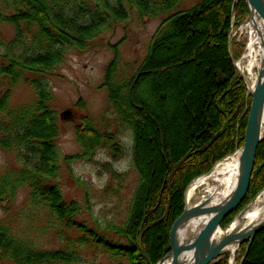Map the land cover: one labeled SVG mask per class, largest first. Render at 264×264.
<instances>
[{
	"label": "trees",
	"instance_id": "trees-1",
	"mask_svg": "<svg viewBox=\"0 0 264 264\" xmlns=\"http://www.w3.org/2000/svg\"><path fill=\"white\" fill-rule=\"evenodd\" d=\"M188 1L3 0L11 14H0V19L14 25L15 37L9 43L0 44L7 50L2 57L8 61V65L1 67L0 74L10 77L13 84H18L27 72L44 76L54 71L70 49L87 50L94 38L113 31L120 22L127 20L132 8L141 17L156 18L167 14L136 76L123 83L116 82L118 51L106 74L110 101L122 123L133 130V164L141 175V182L134 195L129 222L120 233L126 244H115L103 237L93 239V243L116 250L117 255L122 251L130 264H157L167 256L171 251V229L183 213L187 187L196 178L210 173L218 162L236 153L244 144L252 97L247 81L235 66L244 45L237 46L231 39V32L249 16L247 0H196L194 5L186 6ZM181 36L189 42L187 52H181L167 62L185 60L186 63L177 66H188L184 70L187 75L184 73L181 79L186 81L184 88L192 86L195 89L199 82L207 81L209 86L203 88L209 90L211 100L209 105H198L200 114L192 122L194 130L187 131L183 146L186 148L175 152L178 145L174 148L167 142L165 126L162 123L156 125V120H162L178 127L175 125V103L171 104L165 96L170 91L169 85L153 82L157 93L150 91L146 101L141 99L139 91L151 74L147 72L150 67L166 65V62L156 61L157 54L170 45L171 39ZM204 38L217 41V44L211 41L205 45L213 56L209 61H203L206 53L199 54V48L194 47ZM191 40L196 42L191 43ZM216 53L220 58L214 57ZM31 84L37 96L34 102L14 106L10 104L9 92L0 97V150L14 153L19 165L15 170L0 173V201L13 199L18 189L28 187L30 206L48 212L59 223L81 228L83 223L75 218L79 211L77 203L67 202L56 182L61 154L57 145L59 120L51 106L53 95L44 78L35 79ZM156 96L160 111L156 109V103H152ZM186 99L185 102L177 100L179 107L188 105L187 101L195 100V96L191 93ZM150 104L153 105V118L147 113L146 107ZM86 121L83 120L82 128H78V136L83 155L90 156L101 138ZM150 146L155 151L153 171L142 165L143 151ZM263 190L264 136L257 149L249 192L222 221V227H226L232 217ZM263 244L264 230L251 243L241 246V254L235 260L238 264H264V256H259ZM78 256L67 250H38L14 235L8 226L0 225L2 261L72 264L79 261ZM211 264H229V254Z\"/></svg>",
	"mask_w": 264,
	"mask_h": 264
},
{
	"label": "rangeland",
	"instance_id": "rangeland-1",
	"mask_svg": "<svg viewBox=\"0 0 264 264\" xmlns=\"http://www.w3.org/2000/svg\"><path fill=\"white\" fill-rule=\"evenodd\" d=\"M153 1L160 2L161 0ZM195 2L196 0H189L185 5L191 6ZM0 14H11L3 0H0ZM129 15V18L120 22L113 31L103 32L94 38L87 50L70 49L56 69L44 76L27 72L18 84H13L10 77L0 74V97L9 92L10 104L14 106L36 101V91L31 84L35 79L44 78L48 85L53 95L51 106L57 113L60 131L57 138L61 154L60 172L56 182L62 190L65 200L77 203L79 211L75 218L79 223H83V227L59 223L54 218L52 219L48 212L39 211L30 206L28 187L18 189L13 199L0 201V225L8 226L14 235L38 250H67L77 253L79 261L72 264H130L122 251L117 255L118 251H111L103 245L93 243V239L103 237L115 244L119 242L126 244V240L120 236V233L121 229L126 227L129 222L134 195L141 182V175L133 164V130L122 123L120 114L110 101V89L105 84L106 74L109 65L116 58V51H118L116 82L123 83L136 76L167 14L156 18L141 17L137 10L132 8ZM249 21L250 12L247 19L233 27L231 32L233 42L237 46L244 45L239 65L241 72L247 64V61H243L242 57L247 54L249 31L244 27ZM14 37V25L0 19V44L9 43ZM171 40L170 45L164 46L155 58L157 62H166V65L150 67L147 72L151 74L148 75V79L139 92L141 99L146 101L150 91L153 94L157 93L153 82L159 81L160 84L169 85L170 91L166 92L165 96L168 97L171 104L175 103L177 108L175 125L177 124L178 127L170 126L162 120H156V125L159 126V123H162L165 126L167 142L174 148H176V144L178 145L175 149L176 152L185 150L186 147L183 146L188 132L194 130L192 122H195L200 114L198 105H209L211 93L203 88L209 86L207 81L199 82L195 89L192 86L184 88L186 81L181 79L188 66H177L186 63V61H167L181 52L185 54L189 42H186L182 36ZM211 41L204 38L197 42L195 40L196 43L191 42L195 43V48H199V54L206 53L203 61H209L213 57L210 52H207L205 46ZM213 43L217 44V41ZM175 44H177L176 47ZM5 54H7V50L4 45H1L0 70L3 65H8V61L2 57ZM214 57L220 58V55L216 53ZM257 62L252 65L250 76L248 73L242 72L249 90L250 77L253 74L255 76L258 74ZM166 70L167 72L164 73ZM185 74L187 75V73ZM192 77L195 78V75L192 74ZM191 93L195 96V100L187 101L188 105L186 103L185 106L179 107L177 100L185 102ZM208 93L210 94L208 95ZM153 100V105L156 103V109L160 111L161 107L157 105V96ZM153 105L150 104V107H146L147 113L152 118L154 117L151 111ZM85 119L101 138L98 147L90 156L83 155L84 149L78 136V128H82L81 125ZM238 151L240 152L241 149ZM143 152L142 165L153 171L152 159L155 153L153 146ZM18 166L14 153L0 150L1 174L15 170ZM199 192H201L200 189L197 193ZM200 200V197L194 198L193 204ZM159 204L162 206L161 202ZM241 211L232 217V221L228 225L237 219ZM226 227L221 225L223 229ZM240 254L241 251L238 250L235 259ZM259 256H264V244ZM0 264L14 263L0 260ZM234 264H238V262L235 260Z\"/></svg>",
	"mask_w": 264,
	"mask_h": 264
},
{
	"label": "water",
	"instance_id": "water-1",
	"mask_svg": "<svg viewBox=\"0 0 264 264\" xmlns=\"http://www.w3.org/2000/svg\"><path fill=\"white\" fill-rule=\"evenodd\" d=\"M251 1L264 17V0ZM250 94L252 105L249 112L244 144L240 151V175L235 189L219 203L212 204V198L208 197L193 204V199L201 195L199 193L190 200L187 198L188 190L194 180L186 189L183 213L177 218L171 229V251L157 264H162L169 257L172 260V264H211L228 253H230V264H232L234 255L230 251V248L236 247L239 249L243 244L251 243L254 237L264 230V221L254 226H241L230 232H228L229 228L235 221L228 225V227L221 228L222 221L241 204L248 194L257 149L264 134V48L262 50L256 85L254 90L250 91ZM254 200L238 214V220L243 218ZM206 216H212L206 236L198 239L194 245H191L192 242L187 243L186 247L183 248L181 245L183 230L193 220ZM190 254L193 255L192 258H190Z\"/></svg>",
	"mask_w": 264,
	"mask_h": 264
},
{
	"label": "bare ground",
	"instance_id": "bare-ground-1",
	"mask_svg": "<svg viewBox=\"0 0 264 264\" xmlns=\"http://www.w3.org/2000/svg\"><path fill=\"white\" fill-rule=\"evenodd\" d=\"M248 5H250V21L245 25L244 29L246 28L249 31V43L247 46V54L244 56L243 61L249 62L248 68L252 74V65L256 64L257 59L259 60L257 63L260 66L262 50L264 48V17L251 0ZM250 79V91H253L256 85L255 74ZM239 175L240 152H237L218 162L210 173L196 179L188 190L187 198L188 200L193 199L200 193L201 200L211 197L212 204L219 203L235 189ZM199 189L201 192L197 193ZM211 217H202L189 223L181 234V245L183 248L186 247L187 243L192 242L191 245H194L198 239L206 236ZM262 221H264V190L259 193L243 218L241 220H235L228 232L241 226H254ZM230 251L235 257L238 249L232 247ZM190 255V258H192L193 255ZM162 264H172L171 258L169 257Z\"/></svg>",
	"mask_w": 264,
	"mask_h": 264
},
{
	"label": "built area",
	"instance_id": "built-area-1",
	"mask_svg": "<svg viewBox=\"0 0 264 264\" xmlns=\"http://www.w3.org/2000/svg\"><path fill=\"white\" fill-rule=\"evenodd\" d=\"M245 56V55H244ZM244 58V57H243ZM243 60V59H242ZM248 65H249V63L247 62V64H245V67H243L242 68V72L243 73H248L249 74V76H250V72H249V68H248Z\"/></svg>",
	"mask_w": 264,
	"mask_h": 264
}]
</instances>
